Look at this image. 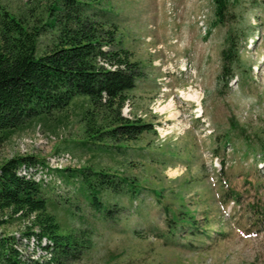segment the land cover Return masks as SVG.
Returning a JSON list of instances; mask_svg holds the SVG:
<instances>
[{"label": "rangeland", "instance_id": "1", "mask_svg": "<svg viewBox=\"0 0 264 264\" xmlns=\"http://www.w3.org/2000/svg\"><path fill=\"white\" fill-rule=\"evenodd\" d=\"M60 5L0 0L17 19L44 27L40 54L56 38L57 28L47 25ZM93 7L116 46L141 64L143 77L121 113L153 131L121 150L110 143L108 153L86 146L80 119L88 104L78 98L58 120L15 135L1 148L0 163L18 156L43 162L21 174L42 180L65 230L92 229L91 248L73 264H264V0H238V22L228 26L216 23L213 0H101ZM231 29L245 75L226 85L222 51ZM186 32L193 42L183 49ZM197 44L205 48L201 61ZM182 93L198 94L201 105ZM88 167L128 177L140 192L109 197L117 206L105 220L80 180L69 178ZM181 213L194 221L179 220ZM30 225L13 221L0 236L16 237L26 260L49 258L45 241L24 236Z\"/></svg>", "mask_w": 264, "mask_h": 264}, {"label": "trees", "instance_id": "2", "mask_svg": "<svg viewBox=\"0 0 264 264\" xmlns=\"http://www.w3.org/2000/svg\"><path fill=\"white\" fill-rule=\"evenodd\" d=\"M101 0H60L53 6L57 15L47 26L57 28L53 44L39 53L44 27L17 19L0 7V150L18 133L36 124L58 120L72 103L83 98L87 108L80 119L84 145H95L107 152L110 143L123 149L152 126L122 115L127 92L143 77L141 64L131 61L130 53L116 45L114 33L93 11ZM216 23L236 24L238 0H213ZM46 27V26H45ZM236 30H229L222 51L226 85L243 77ZM44 164L33 156H18L0 163V227L13 221L30 222L27 239L36 238L49 258L26 260L16 248L13 236H0V264H73L93 244L91 228L65 230L55 214L45 187L21 174ZM56 172H63L56 170ZM79 179L87 201L96 213L109 220L115 213L109 197L140 192L128 177L105 170L80 168L69 175ZM181 219L194 221L187 213ZM184 215L188 217H184ZM174 223L177 220L173 221ZM176 228V226L174 227Z\"/></svg>", "mask_w": 264, "mask_h": 264}, {"label": "bare ground", "instance_id": "3", "mask_svg": "<svg viewBox=\"0 0 264 264\" xmlns=\"http://www.w3.org/2000/svg\"><path fill=\"white\" fill-rule=\"evenodd\" d=\"M186 1H187V5H188V3H191V2L194 1V0H186ZM185 9H186V8H185ZM185 11H186V10H184V9L181 11L182 15L185 14ZM185 21H186V19H185ZM182 22H183V21H182ZM186 33H187V35L185 36V42H184L183 44H181V45H183V46H182L183 49H187L188 47H190L191 44H192V42H193V36H194V35H192V34H188V32H186ZM196 51H197V59H198L199 61H201V60L203 59L204 54H205V48H204L201 44H197V45H196ZM182 97H183L186 101H193V102H196V103H198L199 105H201V98L199 97L198 94H190V95H187L186 93H182ZM169 107H170V105H169ZM167 108H168V107L162 109L161 111L163 112V111L167 110ZM172 116H173V117H176V114L173 113Z\"/></svg>", "mask_w": 264, "mask_h": 264}]
</instances>
